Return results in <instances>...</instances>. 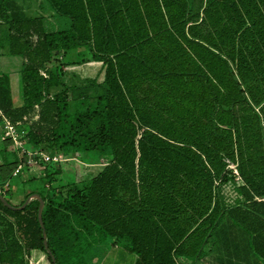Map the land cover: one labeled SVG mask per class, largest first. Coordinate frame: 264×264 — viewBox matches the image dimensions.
Here are the masks:
<instances>
[{
	"label": "trees",
	"instance_id": "1",
	"mask_svg": "<svg viewBox=\"0 0 264 264\" xmlns=\"http://www.w3.org/2000/svg\"><path fill=\"white\" fill-rule=\"evenodd\" d=\"M18 1L0 0V49L25 61L22 104L0 75L2 116L24 124L38 107L48 140L111 162L61 206L40 195L44 227L38 200L18 210L32 195L6 198L1 163L14 209L0 201V264H88L110 240L133 264H264V0H44L63 21L49 32ZM89 63L102 83L65 81Z\"/></svg>",
	"mask_w": 264,
	"mask_h": 264
},
{
	"label": "rangeland",
	"instance_id": "2",
	"mask_svg": "<svg viewBox=\"0 0 264 264\" xmlns=\"http://www.w3.org/2000/svg\"><path fill=\"white\" fill-rule=\"evenodd\" d=\"M39 1L38 9L44 13L48 7L44 5V0H35L33 4ZM36 15L37 19L46 20L39 11L36 12ZM57 18L55 14H48V24L55 26L58 22ZM54 29L57 30L56 27ZM50 30L47 27V31ZM34 41H36V38ZM82 51L83 49L77 52H69L65 58L60 54H56L55 58L59 59L60 63L62 60L64 63L75 62L78 59L77 54ZM24 62L22 59L12 60L10 63L4 64L3 74L0 72V75L15 77V80H11L10 90L16 106L22 104L21 97L24 86L20 83V70ZM103 69L101 64H89L81 68H72L69 72L83 78L96 77V79L102 81ZM41 75L46 77L45 72H41ZM87 95L93 99L95 98L94 92ZM38 116L39 108L35 107L34 112L24 119V124H17V150L13 142L4 136V119L2 118L0 121V164L5 163L11 167V169H8L10 173L3 176L9 177L13 169L18 170L17 177L12 175L10 182L7 184L8 186L3 187L4 191L7 192L6 198H13L12 203L15 205L25 195H42L47 203L58 207L74 197L76 190L86 189L92 180L109 165L111 158L100 156L97 153L85 152L81 145L74 144L71 141L70 136L64 137L56 145L53 141L48 140V136H45L46 130L43 129L44 126H39ZM33 128L36 129L35 133L42 142L38 146L28 139V133ZM12 150L17 152V159L11 153ZM54 158L55 160H52ZM49 159H51V162H49ZM4 177L0 176L1 183ZM236 177L235 181L232 180L223 187L225 205L228 209L236 207L237 201L241 199L235 192L236 183H241L238 176ZM206 249H210V245ZM134 260L135 257L129 253L126 245L114 243L110 240L104 248L92 249L87 262L88 264H133ZM257 261V258L251 257L247 264H258Z\"/></svg>",
	"mask_w": 264,
	"mask_h": 264
},
{
	"label": "crops",
	"instance_id": "3",
	"mask_svg": "<svg viewBox=\"0 0 264 264\" xmlns=\"http://www.w3.org/2000/svg\"><path fill=\"white\" fill-rule=\"evenodd\" d=\"M33 1H35V0H19L18 1L19 5L22 6V8L24 9L25 14L29 18H34V19L37 18L36 17L37 16L36 12L39 11L40 14H43V18H46V20H44V25H45L46 30H47V27L50 28L51 30H53V28H55V27L56 28H60L61 27V23L63 21L59 20L58 18H57L58 22H57V24L55 26H53L52 24H48V21H47L48 14H55L56 16H57V14L50 8V6L45 1H44L45 2L44 5L46 7L47 6L48 7H47V9H46V11L44 13H42V11L40 9H38V3L40 5V1L37 2L36 4H33ZM47 32H49V31H47ZM17 59H20V58L11 57V56L8 55V51L7 50H1L0 49V72H2V74H3V69L5 67L4 64L10 63V61L17 60ZM89 64H94V65L95 64H97V65L99 64L100 65L101 63H89ZM89 64H85V65H89ZM85 65L67 67L65 69V81L66 82H70V80H72V81H74L76 83H78L79 81H85V80H97L98 83H102L104 81V78H105V72L104 71H103V80L102 81H99L98 79H96V77H94V78H88V77L87 78H83L80 75L72 74V73L69 72V70L72 69V68H81V67H83ZM101 66H103V65L101 64ZM6 68H7V66H6ZM4 74H6V73H4ZM46 77H47V75H46ZM9 78H10V80H15V77H10L9 76ZM20 83H22V82L20 81ZM11 84H12V81H11ZM62 90H63V88H55V89L51 90V93H52V95H54V94H57V93L61 92ZM2 117H4V116H2ZM39 119L40 118L38 116L37 120H39Z\"/></svg>",
	"mask_w": 264,
	"mask_h": 264
},
{
	"label": "built area",
	"instance_id": "4",
	"mask_svg": "<svg viewBox=\"0 0 264 264\" xmlns=\"http://www.w3.org/2000/svg\"><path fill=\"white\" fill-rule=\"evenodd\" d=\"M0 117L4 119V136L6 139L13 142L15 149L17 150V144H18V138H17V124H13L11 121L7 120L6 118L2 117V114L0 112ZM263 132H264V125H263ZM52 160H55L52 159ZM49 162H51V159H49ZM21 169V167H19ZM236 176L239 177L238 172L234 165H231L229 167ZM17 169L14 171L13 176L17 177ZM8 186V185H7ZM2 196V195H1Z\"/></svg>",
	"mask_w": 264,
	"mask_h": 264
},
{
	"label": "water",
	"instance_id": "5",
	"mask_svg": "<svg viewBox=\"0 0 264 264\" xmlns=\"http://www.w3.org/2000/svg\"><path fill=\"white\" fill-rule=\"evenodd\" d=\"M31 200H38L40 202V208H39V215H38V218H39V222L41 224L42 227H44L43 225V220H42V213H43V210H44V206H45V203L42 199V197L40 195H33V196H30L27 201L25 202V204L19 208L18 210H23L27 205L28 203L31 201ZM0 201H2V203L4 205H6L8 208L10 209H14L7 201L6 199L0 195ZM44 244L46 246V248L48 249V243H47V240H46V236L44 235ZM53 261L55 262V259L52 258Z\"/></svg>",
	"mask_w": 264,
	"mask_h": 264
}]
</instances>
